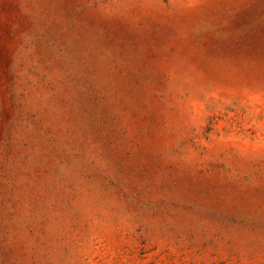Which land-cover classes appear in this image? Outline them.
Segmentation results:
<instances>
[{
    "label": "rangeland",
    "instance_id": "1",
    "mask_svg": "<svg viewBox=\"0 0 264 264\" xmlns=\"http://www.w3.org/2000/svg\"><path fill=\"white\" fill-rule=\"evenodd\" d=\"M0 264H264V0H0Z\"/></svg>",
    "mask_w": 264,
    "mask_h": 264
}]
</instances>
